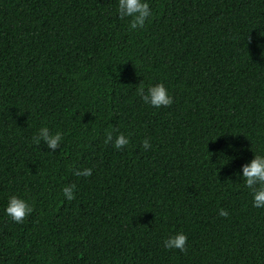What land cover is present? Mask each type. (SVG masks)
<instances>
[{
	"label": "trees",
	"instance_id": "trees-1",
	"mask_svg": "<svg viewBox=\"0 0 264 264\" xmlns=\"http://www.w3.org/2000/svg\"><path fill=\"white\" fill-rule=\"evenodd\" d=\"M149 3L128 31L118 0H0V264H264L239 176L264 153V0ZM159 82L157 109L139 89ZM43 126L55 151L33 142ZM13 193L33 205L22 224ZM178 231L186 252L163 247Z\"/></svg>",
	"mask_w": 264,
	"mask_h": 264
},
{
	"label": "clouds",
	"instance_id": "clouds-1",
	"mask_svg": "<svg viewBox=\"0 0 264 264\" xmlns=\"http://www.w3.org/2000/svg\"><path fill=\"white\" fill-rule=\"evenodd\" d=\"M117 12L119 16L128 18V31H139L145 28L146 23L150 22L153 10L150 7L149 0H118ZM140 98L143 103L153 107H168L173 103V96L163 82L150 84L146 90L144 85L139 89ZM113 130H106L104 144L109 143L116 150H121L130 143L129 137L120 132L113 135ZM63 141V134L59 131L50 133L48 127H41L37 134L33 136V142L39 145L43 142L48 149L55 151ZM142 147L147 150L151 147L148 138L143 139ZM92 168L76 169L74 175L77 177H89L92 175ZM242 185L246 188L252 197V207L264 209V153H254V157L247 163L242 165V171H239ZM75 183L63 186L61 189L66 200L71 201L75 198ZM33 212V205L23 195L10 194L7 197L4 207V214L13 222L22 224L25 219ZM218 215L227 217L228 211L221 208ZM187 235L183 231H178L163 241L165 249H179L186 252Z\"/></svg>",
	"mask_w": 264,
	"mask_h": 264
}]
</instances>
